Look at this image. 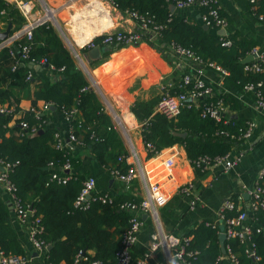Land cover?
<instances>
[{
	"label": "trees",
	"instance_id": "16d2710c",
	"mask_svg": "<svg viewBox=\"0 0 264 264\" xmlns=\"http://www.w3.org/2000/svg\"><path fill=\"white\" fill-rule=\"evenodd\" d=\"M108 1H112L122 12L133 10L146 14L160 25L158 38L148 43L170 65L175 66L181 60L171 50V45H179L192 50L203 63L211 61L220 65L227 71V82L238 92H247L244 90L246 83L256 86L261 82L255 89L264 95V60L259 62L260 71L244 70L246 64L254 62H245L244 59L258 42L253 35L244 34L238 29L228 28L225 34H220L214 26L204 28L200 14H207L210 4L197 5L199 18L192 19L183 9L170 10L169 3L173 0ZM243 1L250 16L264 25V0ZM211 6L229 23L230 18L218 3ZM259 16H262L261 20ZM9 22L12 23L11 32H14L27 20L13 2L0 0V30L5 29ZM100 38L95 37V42L99 43ZM226 40L230 44H224ZM24 44L29 46L28 59L21 57V46ZM121 46L112 44L106 53ZM10 49L14 50V55L9 53ZM81 51L85 52L86 48H81ZM43 58L46 59L44 64L41 63ZM30 62L40 64V68L30 67ZM61 67L63 70L60 71ZM204 68L214 70L207 65ZM29 73L31 77L27 78ZM30 83L35 86L32 108L22 112L13 126H9L14 115L20 112L19 102ZM84 87L86 89L83 90ZM248 92L256 99L255 91ZM158 97L136 100L130 108L140 123L147 120L141 133L144 145L148 148L147 145L151 144L153 148H148L151 151L148 156L175 143L184 146L189 160L201 155H224L242 148L241 140L220 133H237L239 127L246 125L242 119L232 116L231 111L237 109V104L230 94L214 88L209 99L199 101L202 106L205 101L221 99L228 106L226 122L202 116L200 107H184L175 118L153 113ZM39 99L56 106L64 116L68 134L74 133L80 143H72L74 147L58 144L55 134L59 133L60 137L63 134L57 127L49 125L48 117L38 110L36 101ZM73 108H76V113H71ZM22 122L27 124L25 129L21 128ZM32 129H35L34 132H31ZM38 130L41 131L36 133ZM182 132L186 133L184 137L178 134ZM83 150H88L111 177H115V171L123 174L130 167L126 160L129 153L98 94L90 87L54 26L50 22L41 23L32 30L29 40L20 36L0 49V160L10 164L8 175L15 185L16 197L33 211L29 223L36 229V238L44 247L45 264H116L122 233L129 227L131 217V212L121 208V205L141 200L130 188H99L93 176L95 187L90 197L76 205L83 181L90 175L79 170L67 173L63 165L69 162L71 169H75L79 166V155ZM195 171L197 176L202 175L198 168ZM54 173L70 178L58 182L52 179ZM232 200L235 205L238 203L236 197H232ZM179 201L180 193L160 208V218L168 231H173L182 217L177 209ZM245 209H225L223 213L225 217H231ZM36 218L38 222H35ZM213 221H196L183 232L184 236L189 237L187 250L192 252L188 257L189 264H264V209L253 210L250 221L251 238L258 260L244 254V246L238 238H225L226 253L221 252L218 239L221 227L218 223L212 226ZM256 228L261 230L257 232ZM48 245H52L50 250L46 249ZM0 250L6 254L26 256L1 192ZM229 254L234 255L233 262ZM23 264L34 263L27 260Z\"/></svg>",
	"mask_w": 264,
	"mask_h": 264
},
{
	"label": "crops",
	"instance_id": "0c3cea01",
	"mask_svg": "<svg viewBox=\"0 0 264 264\" xmlns=\"http://www.w3.org/2000/svg\"><path fill=\"white\" fill-rule=\"evenodd\" d=\"M217 1L230 18L226 32L229 28L230 30L238 29L244 34H251L258 42L257 46L264 51V25L250 16L244 1ZM44 2L51 8L47 11V14L51 13L50 17L57 14V24L54 22L51 24L58 31L72 55L73 49L76 51L77 56L74 53L77 59L76 65L86 76L90 87L98 94L105 112L111 117L113 127L118 130L129 153L127 162L132 163L136 168L140 165L143 170H150L151 175L148 177L151 178V181L158 182L168 196L166 202L158 207L159 216L160 208L174 195L180 193L179 187L182 184L194 179L197 182L201 191L200 200L192 205L193 194L180 193L177 209L182 213V217L173 231L166 230L160 218L163 229L175 238L183 237V232L188 230L196 221L215 220L220 203L227 198L236 197L238 205L247 209L248 198L245 192L241 190V185H253L257 171L264 167V110L256 107L253 96L248 91L238 92L220 72L212 69L203 71L202 78L204 80L235 99L237 109L231 111L233 117L245 122L248 120L255 122L251 138L242 141L243 146L239 150L242 152V156L229 171L224 172L221 166H213L202 175L197 176L186 156L184 146L180 143L165 147L156 154L148 156V152L151 151L144 145L140 122L130 108L136 100H148L159 96L162 85L169 82L174 83L183 71L191 70L190 62L181 59L177 61L175 66H172L148 42H141L137 45H122L107 53L109 46L99 44L98 47L102 49L100 59L87 60L84 53L89 50L87 43L90 39L119 29L135 30L138 28L136 21L113 6L108 0H44ZM183 10L192 19L199 18L200 10L196 6ZM32 17H40L39 11L35 10ZM27 23L11 34L22 32ZM81 48H86V51H81ZM34 88V83H30L19 102L20 112L14 115L8 124L9 126H13L22 112L32 108ZM44 104V100L36 101L38 110L48 117V124L57 127L63 134L64 142L74 147V144L67 142L68 132L63 114L57 108H51L52 104H48L47 107H44ZM232 151L235 153L237 149ZM170 155L174 156L175 164L170 171H167L163 160ZM79 159V166L71 169V171L79 170L96 177L99 188L111 190L127 188L123 181L117 177H111L92 158L88 150H83ZM145 178L138 175L128 187L140 198L147 193L148 183ZM0 192L9 207L11 224L24 248L25 255L34 264H45L43 260L44 251H39L33 246L28 225L17 220L12 199L1 188V185ZM140 218L143 225L131 247L132 260L139 259L148 250L151 235L156 229V223L149 214L141 212ZM145 264L167 263L160 249L155 251Z\"/></svg>",
	"mask_w": 264,
	"mask_h": 264
},
{
	"label": "built area",
	"instance_id": "2783aa9c",
	"mask_svg": "<svg viewBox=\"0 0 264 264\" xmlns=\"http://www.w3.org/2000/svg\"><path fill=\"white\" fill-rule=\"evenodd\" d=\"M15 4L16 8L21 12V14L26 18L27 25L22 32H15L9 35L5 40L0 41V49L2 47L10 45L15 39H18L20 36H24L26 39L31 38L32 30L42 23L43 20L48 19L44 15L43 17H32L33 14V3L29 0H9ZM70 1V0H68ZM107 1V0H106ZM113 6H116L112 1H109ZM218 3L217 0H173L169 3L174 6V9H186L188 7L203 5L208 6L209 9L207 14L202 13L201 21L203 24L209 26H214L218 30L226 29L228 22L227 20L220 16L217 9L212 7L211 4ZM44 7L51 9L45 2ZM46 13V12H45ZM130 18L134 19L138 25V28L135 30H115L112 32L105 33L100 36L99 43L95 42V38H92L87 43V48H92L103 45H137L141 42H148L156 40L159 36L160 25L155 23L148 15L140 14L137 11H126L125 12ZM259 19H262V16H259ZM224 44H230L229 40L223 42ZM171 50L181 57L183 60H188L191 64V70L183 71L178 80L174 83H167L161 86L159 92V99L153 108V113L164 114L168 118H175L181 111L182 108L187 107H200L201 115L208 116L216 119L217 121L223 120L227 121L225 114L228 112V106L224 104L221 99L215 101H205L202 106L199 105V101L203 99H209L214 92V86L202 78L203 71L205 70L204 66H209L214 70L220 72L223 76L227 74V71L223 69L220 65L207 61L203 63L200 56L196 55L192 50L179 46L171 45ZM29 46L24 44L21 46V57L23 59H28ZM9 53L14 55V50L10 49ZM264 51L261 50L258 46L254 47L249 54L253 55L254 62L251 64H246L244 70L246 71H255L258 72L261 70L259 62L264 60L263 57ZM77 56V54H76ZM41 63H46V59L43 58ZM40 65V64H38ZM15 64L13 65V68ZM53 68L52 66H50ZM63 70V67L59 68ZM31 77V73L28 74L27 78ZM261 82H258L256 86L253 83H246L244 85V90L246 91H255V105L257 108L264 110V95L261 91H256V87L260 86ZM86 87L83 88V90ZM48 104L45 103L44 107H47ZM4 108L1 109L3 111ZM76 108L71 110V113H76ZM38 112V111H37ZM118 122V121H117ZM119 124V123H118ZM147 124V120H144L140 123L141 128ZM255 122L253 120H248L244 127H239L237 133H230L226 131H220L221 134L229 135L231 138H235L241 141H247L251 138ZM27 124L22 122L21 128L25 129ZM35 129H32L31 132H34ZM58 144L63 146L67 144L64 142L59 133L55 134ZM68 143H80L77 140V137L74 133L68 134ZM150 150H153L152 145H147ZM158 151H155L156 154ZM233 151H229L224 155H217L214 157L208 155H201L193 160H189L190 164L194 169H199L203 174L209 168L213 166H221L224 172L229 171L235 163L242 156V152L237 150L234 154ZM129 157V154L126 156V159ZM164 167L167 171H170L174 166V156L170 155L163 160ZM130 167L126 173H119L115 171V177L124 182L125 186L128 188L133 179L138 175L146 177L147 181V193L145 196L141 197V200L137 202H125L121 205V208L126 209L131 212L130 224L129 227L122 233L121 238V248L117 253V263L116 264H145L146 261L152 257L155 251L162 250L166 263L167 264H189L188 257L192 253L187 250V243L189 237L183 236L175 238L170 233L166 232L161 224L160 216L158 212V207L162 206L168 196L162 190L160 184L156 181H151V178L148 175H151L150 170H143V168L138 165L136 168L132 163H129ZM0 185L1 187L10 195L12 199V204L16 218L21 223H27L29 227L30 240L33 246L39 250L44 251L42 243L36 238V229L32 226L30 222V217L32 216V209L24 206L15 195V185L10 180L8 175V169L10 167L9 163H5L0 160ZM63 168L68 171H71V165L69 162H65ZM70 176H61L54 173L52 179L57 180L58 182H65ZM264 167L260 168L256 173L255 182L253 185L242 184L241 190L245 192L248 198V207L245 210H241L238 214L225 217L223 211L225 209L237 208L240 209L238 203L235 205L232 198H227L220 203L216 216L217 218L213 221L212 226H215L217 223L220 225L221 229L218 233H225V238H238V240L244 246V254L253 259L258 260L259 256L256 253L255 243L251 238L252 228L250 221L252 219V212L256 208L264 209ZM263 183V184H260ZM95 187V178L93 176H88L83 181V186L79 193V196L76 200V205H80L83 201L87 200L90 197L91 191ZM179 192L184 194H193L192 205L198 202L201 198V191L198 187L197 182L194 180H189L186 183L182 184L179 187ZM145 212L149 214L156 223V229L151 235V242L149 244L148 250L144 253L142 257L136 260H132L131 247L137 239V234L143 225V221L140 218V213ZM35 222H38V218L35 219ZM209 224V222H206ZM261 229L256 228V231L259 232ZM264 234V232H263ZM226 253V248H225ZM230 260L233 262L235 260L233 254H229ZM28 259L27 256L21 255H12L6 254L0 250V264H23Z\"/></svg>",
	"mask_w": 264,
	"mask_h": 264
},
{
	"label": "water",
	"instance_id": "95a60500",
	"mask_svg": "<svg viewBox=\"0 0 264 264\" xmlns=\"http://www.w3.org/2000/svg\"><path fill=\"white\" fill-rule=\"evenodd\" d=\"M169 8H170V10H174V6L172 5V4H170L169 5ZM53 22L55 23V24H57V21L56 20H53ZM46 23H48V19H45V20H43L42 21V24H46ZM58 26V25H57ZM204 28H208V26L207 25H205V24H203L202 25ZM11 31H12V23L11 22H9L8 23V25H7V27L4 29V30H0V40H5L10 34H11ZM218 33H220V34H225L226 33V29H219L218 30ZM108 49H109V47H108ZM101 51H102V49L100 48V47H98V46H95V47H92V48H90L89 50H87L86 51V53H84V57L87 59V60H93V59H100V57H101ZM73 52L75 53V54H77L76 53V51L73 49ZM253 59V55L252 54H248L246 57H245V59H244V61L246 62V61H250V60H252ZM30 67H34V68H40V66L38 65V64H33L32 62H30L29 64H28ZM51 108H56V106L55 105H52L51 106ZM39 131H41V130H38L36 133H38ZM36 133H34V134H36ZM180 136H182V137H184L185 135H186V133L185 132H182V133H178ZM0 169H2V166H0ZM68 172V171H67ZM10 205V204H9ZM218 239H219V244H220V249H221V252H225V246H224V241H225V233H223V232H221V233H219V235H218ZM51 247H52V245H48L47 247H46V249L47 250H50L51 249Z\"/></svg>",
	"mask_w": 264,
	"mask_h": 264
},
{
	"label": "rangeland",
	"instance_id": "374dc122",
	"mask_svg": "<svg viewBox=\"0 0 264 264\" xmlns=\"http://www.w3.org/2000/svg\"><path fill=\"white\" fill-rule=\"evenodd\" d=\"M29 1H31L33 3V7H32L33 11L38 10L40 16H43V14L46 15L47 9L44 7V0H29ZM53 20H56V21L58 20L57 14H54L53 17H49V20L48 21L50 23L51 22L53 23ZM73 57H74V59L76 61L77 59L74 56V53H73Z\"/></svg>",
	"mask_w": 264,
	"mask_h": 264
},
{
	"label": "bare ground",
	"instance_id": "6f19581e",
	"mask_svg": "<svg viewBox=\"0 0 264 264\" xmlns=\"http://www.w3.org/2000/svg\"><path fill=\"white\" fill-rule=\"evenodd\" d=\"M48 15H49V16H48ZM50 15H51V13H49V14L46 13V17H50Z\"/></svg>",
	"mask_w": 264,
	"mask_h": 264
}]
</instances>
